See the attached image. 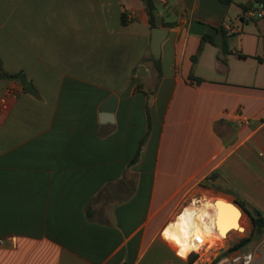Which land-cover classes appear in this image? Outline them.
Here are the masks:
<instances>
[{
    "label": "crops",
    "instance_id": "crops-1",
    "mask_svg": "<svg viewBox=\"0 0 264 264\" xmlns=\"http://www.w3.org/2000/svg\"><path fill=\"white\" fill-rule=\"evenodd\" d=\"M154 1L158 60L143 0H0V264H194L163 237L187 198L264 217V17Z\"/></svg>",
    "mask_w": 264,
    "mask_h": 264
},
{
    "label": "bare ground",
    "instance_id": "bare-ground-1",
    "mask_svg": "<svg viewBox=\"0 0 264 264\" xmlns=\"http://www.w3.org/2000/svg\"><path fill=\"white\" fill-rule=\"evenodd\" d=\"M229 203L233 204L226 197L213 199L209 195L193 200L165 227L164 239L180 252L189 254L225 243L230 232L242 235L247 231L243 212L237 205H234L235 209ZM213 223L217 232L212 229Z\"/></svg>",
    "mask_w": 264,
    "mask_h": 264
},
{
    "label": "built area",
    "instance_id": "built-area-1",
    "mask_svg": "<svg viewBox=\"0 0 264 264\" xmlns=\"http://www.w3.org/2000/svg\"><path fill=\"white\" fill-rule=\"evenodd\" d=\"M164 1V0H161ZM257 8H249L245 9L244 15L246 19L249 21H253L255 19H261L264 17V3H256ZM129 19V16H127ZM233 32H237L238 30L236 28L231 29ZM8 94L12 95V91H9ZM263 127H264V122H263ZM213 231L217 232V229L213 223L212 225ZM231 232L228 234L230 237ZM9 242H14L13 237H7V238H0V248L5 246ZM262 245L264 243L259 244L256 248L252 250H247V251H241V252H234L232 254H229L227 256L221 257V258H213L210 259L211 257V250H207L206 248L202 249L200 252H193L191 253L188 257L196 254L197 257L194 260V264H259L260 260L264 258V251L262 250ZM217 246V245H216Z\"/></svg>",
    "mask_w": 264,
    "mask_h": 264
},
{
    "label": "water",
    "instance_id": "water-1",
    "mask_svg": "<svg viewBox=\"0 0 264 264\" xmlns=\"http://www.w3.org/2000/svg\"><path fill=\"white\" fill-rule=\"evenodd\" d=\"M189 32L195 35H202V34L212 35L213 37H215V43L218 45L219 48H223L224 46V39H225L224 33L222 31H219L215 27L203 23L197 19H193L190 22ZM168 35H169V29L163 27L161 15H157L156 25L152 28V42H151V52L156 60L160 59L161 57V46L162 43L165 41V39L168 37ZM25 90L29 94L32 95L36 94L35 88L32 83H29ZM115 103H116V98L115 97L111 98L108 104L103 108V111L113 113L115 109ZM217 202L218 200L215 201V203ZM232 202L233 204L231 203L229 204L232 205L234 208H235L234 205L240 207L236 200L233 199Z\"/></svg>",
    "mask_w": 264,
    "mask_h": 264
},
{
    "label": "trees",
    "instance_id": "trees-1",
    "mask_svg": "<svg viewBox=\"0 0 264 264\" xmlns=\"http://www.w3.org/2000/svg\"><path fill=\"white\" fill-rule=\"evenodd\" d=\"M145 2V5H146V8H147V13H148V16H149V23L152 27H154L156 25V16L158 15V12H157V7L155 5V1L154 0H143ZM221 3H223L224 5H231L234 3V0H219ZM264 1L262 0H255L253 2H250L248 5L244 6L245 9H249V8H253L255 6L256 3H261ZM124 20H125V17H124ZM203 40L205 41H210L212 43H215V37H213L212 35H209V34H204L203 36ZM202 51V47H200L199 49V52L198 54H200ZM223 52L225 54H229L230 53V50L227 48V46H225L223 48ZM198 58V55L196 57H194V61H196ZM155 63L158 65V61H155ZM4 76H7L11 79H14V80H19V81H23V75L22 74H15V75H9L7 73H4L3 74ZM237 203L239 204L240 208L248 214L249 218H250V221H251V224L253 226V229L254 230H257L259 232H262L264 231V217L261 216V214L258 212V211H249L247 208H246V205L244 204L243 201L241 200H238L236 199ZM252 238H248V239H243L241 240L239 243H237L234 248H232L229 252H233V251H237L243 247H245L246 245H248L250 242H252ZM228 255V253H225L223 256H226ZM197 255L194 254L193 256L189 257V262L190 263H193L194 260L196 259ZM221 258V257H219ZM214 264V263H212Z\"/></svg>",
    "mask_w": 264,
    "mask_h": 264
},
{
    "label": "rangeland",
    "instance_id": "rangeland-1",
    "mask_svg": "<svg viewBox=\"0 0 264 264\" xmlns=\"http://www.w3.org/2000/svg\"><path fill=\"white\" fill-rule=\"evenodd\" d=\"M217 196H222V195H213V197H217ZM219 198L220 197H218V199ZM195 199H196L195 197L187 198L185 200V202L183 203V205L181 206L180 211L182 210V208L184 206L189 205ZM213 199H215V198H213ZM230 199L233 200L232 198H230ZM210 211H211L210 213L213 214V211L212 210H210ZM244 220H245V224L247 227L245 226L244 222H243V224L246 227L247 231L245 233H243L242 235L231 232L230 237L228 238V240L225 243H221V244H218L217 246L212 247V250H211L212 253H211L210 259L213 260V258H215V257H217V258L224 257L223 255L225 253H228V255H229V254H232V253L238 252V251L239 252L247 251V250L253 249V247H255L256 245H259L262 243V240L264 239V231L259 232L257 230H254L251 222L250 223L248 222V218L245 215H244ZM248 238H252L253 239L252 242H250L248 245H246L245 247H243L237 251L229 252L241 240L248 239ZM262 249H264V245L262 246Z\"/></svg>",
    "mask_w": 264,
    "mask_h": 264
}]
</instances>
